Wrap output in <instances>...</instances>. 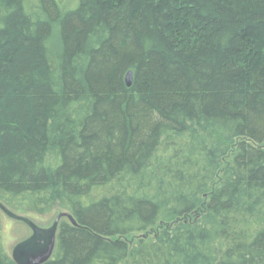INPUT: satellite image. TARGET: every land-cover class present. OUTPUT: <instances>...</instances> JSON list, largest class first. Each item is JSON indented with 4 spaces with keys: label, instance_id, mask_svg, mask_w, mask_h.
Instances as JSON below:
<instances>
[{
    "label": "trees",
    "instance_id": "trees-1",
    "mask_svg": "<svg viewBox=\"0 0 264 264\" xmlns=\"http://www.w3.org/2000/svg\"><path fill=\"white\" fill-rule=\"evenodd\" d=\"M256 31L264 0H0V203L75 221L42 264H264Z\"/></svg>",
    "mask_w": 264,
    "mask_h": 264
},
{
    "label": "water",
    "instance_id": "water-1",
    "mask_svg": "<svg viewBox=\"0 0 264 264\" xmlns=\"http://www.w3.org/2000/svg\"><path fill=\"white\" fill-rule=\"evenodd\" d=\"M132 77V70H128L124 78L127 87L131 86ZM0 209L6 216L25 223L32 230L30 236L19 241L12 249L11 258L16 264H42L49 260L54 250L59 220L67 217L75 224L73 217L67 212H59L48 227H41L30 218L8 210L2 203H0Z\"/></svg>",
    "mask_w": 264,
    "mask_h": 264
},
{
    "label": "rangeland",
    "instance_id": "rangeland-1",
    "mask_svg": "<svg viewBox=\"0 0 264 264\" xmlns=\"http://www.w3.org/2000/svg\"><path fill=\"white\" fill-rule=\"evenodd\" d=\"M110 2L111 4L114 3V0H106ZM31 5H35L37 0H28ZM63 4V8H70L73 7L76 0H61ZM261 31V30H260ZM256 31L254 32V36H251V38L256 41V44L258 42V46L264 41V35L262 36V32ZM264 34V33H263ZM259 37H261V40H259ZM54 42L56 41V35L53 36ZM57 163V156L55 151H50L47 156V165L50 167L55 166ZM59 211V210H58ZM56 211V213L58 212ZM55 213V214H56ZM55 214L49 215L45 218H38L29 215L28 217L33 220L36 224H38L41 227H48L54 220ZM32 234L31 228L26 225L25 223L14 220L10 217H2V241L4 243V247L6 252L9 256L12 255V249L13 247L21 240L27 238Z\"/></svg>",
    "mask_w": 264,
    "mask_h": 264
}]
</instances>
